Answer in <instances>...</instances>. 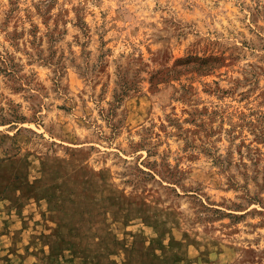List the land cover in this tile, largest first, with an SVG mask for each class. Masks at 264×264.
<instances>
[{
    "label": "rangeland",
    "instance_id": "1",
    "mask_svg": "<svg viewBox=\"0 0 264 264\" xmlns=\"http://www.w3.org/2000/svg\"><path fill=\"white\" fill-rule=\"evenodd\" d=\"M0 264H264V0H0Z\"/></svg>",
    "mask_w": 264,
    "mask_h": 264
}]
</instances>
